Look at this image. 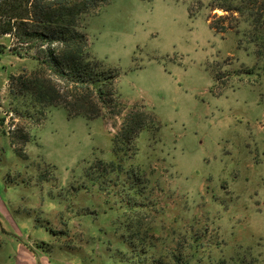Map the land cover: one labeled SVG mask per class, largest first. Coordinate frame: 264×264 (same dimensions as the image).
<instances>
[{
	"label": "rangeland",
	"instance_id": "1",
	"mask_svg": "<svg viewBox=\"0 0 264 264\" xmlns=\"http://www.w3.org/2000/svg\"><path fill=\"white\" fill-rule=\"evenodd\" d=\"M230 2L110 0L87 16L91 55L117 73L119 96L91 120L62 106L37 116L12 78L36 62L0 37V217L13 225L0 220V264L15 234L50 256L133 264L130 212L118 201L128 177L107 173L100 189L86 176L95 159H116L111 139L133 112L152 117L131 159L149 205L137 237L152 246L138 264H173L180 253L189 264H264V42L255 37L264 32L245 28V11L217 7ZM212 21L230 28L216 32ZM51 77L70 94V77Z\"/></svg>",
	"mask_w": 264,
	"mask_h": 264
},
{
	"label": "trees",
	"instance_id": "2",
	"mask_svg": "<svg viewBox=\"0 0 264 264\" xmlns=\"http://www.w3.org/2000/svg\"><path fill=\"white\" fill-rule=\"evenodd\" d=\"M109 1L0 0V37L8 35L14 40L8 47L12 54L20 58L29 57L36 62V68L26 78L23 74L16 77L13 75L12 78L17 81L16 93L24 97L37 116L44 114L48 107L62 106L68 115H81L91 120L101 116V110L110 107L109 100L119 97L115 85L117 73L113 70L105 71L107 69L98 66L97 60L91 55L90 41L84 25L87 16L96 14ZM230 1V6L217 7L231 13L245 11L242 19L246 24L245 28L248 30L251 26V30L255 28L264 32V0ZM189 8L192 10L191 6ZM210 27L216 32L230 28L228 25H217L215 21L210 23ZM255 37L264 42V35ZM4 51L5 46L0 43V52ZM52 74L61 79L70 77V80L67 79L71 83L70 87L67 85L70 94L67 88L63 92L59 90V86L53 85ZM151 119L150 114L145 112L130 113L111 139L112 154L116 159H95L86 171L91 184H102L100 189H106L110 182V179H106L107 173L113 172L118 176L123 171L128 177L125 181L122 180L118 189V201L119 207L124 205L130 212L124 226L127 232L130 231V237H134L129 238L130 251L137 256L132 261L133 264L141 263L140 252L145 254L152 248L137 237L141 224L140 210L149 205L140 201L143 193L137 187L139 177L135 171L136 165L134 167L132 164L141 134L152 129ZM130 160L131 163L125 169L124 163ZM100 167L102 168L99 170ZM99 171L100 177H96ZM93 174L95 177L91 178ZM145 224V233L149 232L152 236L154 231L151 224ZM180 254L173 264H189V258ZM117 258L124 262L129 260L128 257ZM225 260L221 259L218 264H226Z\"/></svg>",
	"mask_w": 264,
	"mask_h": 264
},
{
	"label": "crops",
	"instance_id": "3",
	"mask_svg": "<svg viewBox=\"0 0 264 264\" xmlns=\"http://www.w3.org/2000/svg\"><path fill=\"white\" fill-rule=\"evenodd\" d=\"M4 181L0 177V216L7 212L6 207L2 204L4 202L3 195L5 191L2 190L4 186ZM0 220H5L0 217ZM6 221V220H5ZM7 222V221H6ZM15 223V222H14ZM9 230H13L12 223L7 222ZM18 229L17 225L15 224ZM23 228V227H22ZM8 230V231H9ZM12 232V231H10ZM15 236V238H14ZM18 235H8L7 244L9 247V254L7 256V264H85L82 259L77 258H67L66 256H50L46 254L42 247H30L29 242H24L23 240L18 239ZM25 237L29 239L30 235L25 234ZM124 262V261H123ZM126 263V262H125Z\"/></svg>",
	"mask_w": 264,
	"mask_h": 264
}]
</instances>
